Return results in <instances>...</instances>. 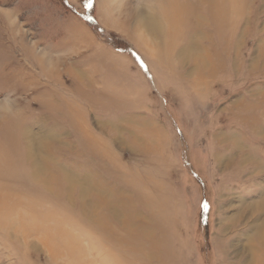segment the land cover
I'll use <instances>...</instances> for the list:
<instances>
[{"label": "rangeland", "instance_id": "1", "mask_svg": "<svg viewBox=\"0 0 264 264\" xmlns=\"http://www.w3.org/2000/svg\"><path fill=\"white\" fill-rule=\"evenodd\" d=\"M206 2L0 0V264H264V0Z\"/></svg>", "mask_w": 264, "mask_h": 264}, {"label": "bare ground", "instance_id": "2", "mask_svg": "<svg viewBox=\"0 0 264 264\" xmlns=\"http://www.w3.org/2000/svg\"><path fill=\"white\" fill-rule=\"evenodd\" d=\"M206 1L208 2V3L206 2L208 4V7H207V8H209L208 10H211L212 13L215 14V13H217V12H219L221 10V6H222L221 3L223 4V1H225V0H206ZM206 3H205V5H206ZM231 3L233 4L234 3V0H231ZM202 5H204V4H202ZM201 11H202V8H201ZM136 19H137V25H138V27H139L140 30H144V32H147L148 34H153L157 30V28H159V27L162 28L163 27V24L166 23L165 20L168 19V16L165 17L164 19H162V18L155 17L154 15L152 16L151 14H148V12L147 13H144L143 11H140V12L137 13ZM194 26L197 27L196 25H194ZM171 30L172 29H169L167 31V34L169 36H171V34H173L171 32ZM195 33L199 37L204 36L203 31H200L198 28H197V30L195 29ZM169 39H170V37H169ZM191 39H192V37L190 36L189 41ZM197 45L198 44L195 41H190V45H187L186 49L184 50V53L185 54H188L191 58L198 57V55H199L198 53H200V54L203 55L204 51L203 50L202 51H199V47ZM207 59H209V54H207ZM27 140H28V138H27ZM32 141H31V139H29V142H28L29 143V146H28L27 151H26L28 153L29 160L32 161V164H29L30 167H31V171H30L31 173L30 174H31V178L32 179H39L40 180V178L43 177V175H44L42 172L44 170V166H45L44 164H45V157L46 156H44V154H42V151L41 150L39 152H37V151L35 152V150H34L35 148H33V146H32L33 143L31 144ZM40 143L43 144L42 141ZM238 143H240V141H237V144ZM44 145H46V143ZM38 147H40L39 146V143H38ZM4 200H0V201H1V203L3 201V206H4L3 207V210H5V212H9L8 214H10L12 212L15 213L16 211L17 212L19 211V207H20L19 205L21 204V202H19L17 204H14V205H10V206L9 205L5 206L6 203H5ZM257 233H258V236H260L259 238L261 239L262 235L264 234V221H262L261 222V225L258 226Z\"/></svg>", "mask_w": 264, "mask_h": 264}, {"label": "crops", "instance_id": "3", "mask_svg": "<svg viewBox=\"0 0 264 264\" xmlns=\"http://www.w3.org/2000/svg\"><path fill=\"white\" fill-rule=\"evenodd\" d=\"M69 35H70V36H74V37L77 36V35H74V34L72 35V33L70 34L69 32H67V33H65V34L63 35L64 37H63V39L60 41V43L63 44L64 42H66L65 40H68V38H70ZM77 38H78V37H77ZM79 39L81 40V37H80V36H79ZM97 44H98V43L96 42V44H94V45H97ZM94 48H97V49H98L99 47H98V46H95ZM114 53L118 55L117 57L122 58L124 61H125V57H127V59L131 60V57H129V56H125V55L123 56L122 53H118V52H115V51H114ZM123 57H124V58H123ZM125 62H126V61H125ZM128 64H129V62H128ZM79 71H80V72H78V71H77V72L80 74V76H81L80 78H81V79H82L83 76H86V75L89 74L88 71H84V70H79ZM90 77H91V76H90ZM82 80H83V82L85 81V82H87V84H88V85L86 86L87 88H85V89H91L92 87H94V86H92L93 84H91L92 82L89 83V80H90V79L88 80V79H85V77H84ZM92 89H94V88H92ZM92 89H91V90H92Z\"/></svg>", "mask_w": 264, "mask_h": 264}, {"label": "snow or ice", "instance_id": "4", "mask_svg": "<svg viewBox=\"0 0 264 264\" xmlns=\"http://www.w3.org/2000/svg\"><path fill=\"white\" fill-rule=\"evenodd\" d=\"M88 6H91V0H89Z\"/></svg>", "mask_w": 264, "mask_h": 264}]
</instances>
